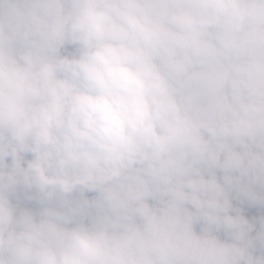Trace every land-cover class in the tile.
Masks as SVG:
<instances>
[{
  "label": "clouds",
  "instance_id": "1",
  "mask_svg": "<svg viewBox=\"0 0 264 264\" xmlns=\"http://www.w3.org/2000/svg\"><path fill=\"white\" fill-rule=\"evenodd\" d=\"M245 204L264 0H0V264H264Z\"/></svg>",
  "mask_w": 264,
  "mask_h": 264
},
{
  "label": "rangeland",
  "instance_id": "2",
  "mask_svg": "<svg viewBox=\"0 0 264 264\" xmlns=\"http://www.w3.org/2000/svg\"><path fill=\"white\" fill-rule=\"evenodd\" d=\"M219 174V173H218ZM89 195L91 196L92 193H89ZM245 207V215H248L250 218L255 215V216H259L262 212H264V209H260L258 207H249L248 205H244ZM259 228V224H257V229ZM255 231V230H254Z\"/></svg>",
  "mask_w": 264,
  "mask_h": 264
}]
</instances>
